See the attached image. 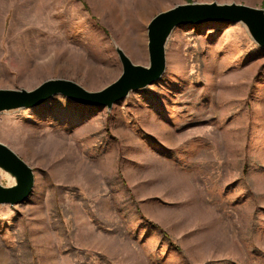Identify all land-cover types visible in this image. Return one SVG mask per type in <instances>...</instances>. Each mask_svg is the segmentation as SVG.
Returning a JSON list of instances; mask_svg holds the SVG:
<instances>
[{
  "label": "rangeland",
  "instance_id": "rangeland-1",
  "mask_svg": "<svg viewBox=\"0 0 264 264\" xmlns=\"http://www.w3.org/2000/svg\"><path fill=\"white\" fill-rule=\"evenodd\" d=\"M0 0V89L48 80L97 92L148 67V25L189 3ZM166 70L112 108L55 95L0 113L34 172L0 205V264H264V48L243 23L176 28ZM0 184H13L0 170Z\"/></svg>",
  "mask_w": 264,
  "mask_h": 264
},
{
  "label": "water",
  "instance_id": "water-1",
  "mask_svg": "<svg viewBox=\"0 0 264 264\" xmlns=\"http://www.w3.org/2000/svg\"><path fill=\"white\" fill-rule=\"evenodd\" d=\"M205 23H243L255 42L264 48V9L242 4L189 3L178 5L154 16L148 25V67L134 64L118 50L122 64L120 77L97 92H90L76 82L56 79L43 82L33 90L0 89V113L21 108H36L55 95H62L89 107L112 108L130 92L146 88L158 81L166 70V42L179 27ZM0 168L16 179L13 186L0 184V205H18L32 194L33 169L13 150L0 142Z\"/></svg>",
  "mask_w": 264,
  "mask_h": 264
},
{
  "label": "bare ground",
  "instance_id": "bare-ground-1",
  "mask_svg": "<svg viewBox=\"0 0 264 264\" xmlns=\"http://www.w3.org/2000/svg\"><path fill=\"white\" fill-rule=\"evenodd\" d=\"M0 170H1L2 172H4L5 174H7V175L10 177V179L12 180L13 184H12V185H10V186H13V185H15V183H16V179H15V177H14L13 175H11V173H10V172H8V171H5V170H3L2 168H0Z\"/></svg>",
  "mask_w": 264,
  "mask_h": 264
}]
</instances>
